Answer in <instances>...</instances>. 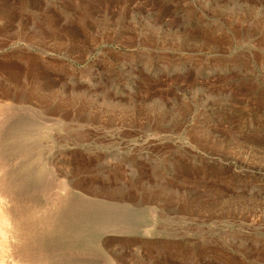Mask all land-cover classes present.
Segmentation results:
<instances>
[{
	"label": "rangeland",
	"instance_id": "1",
	"mask_svg": "<svg viewBox=\"0 0 264 264\" xmlns=\"http://www.w3.org/2000/svg\"><path fill=\"white\" fill-rule=\"evenodd\" d=\"M0 171L28 264H264V0H0Z\"/></svg>",
	"mask_w": 264,
	"mask_h": 264
},
{
	"label": "bare ground",
	"instance_id": "2",
	"mask_svg": "<svg viewBox=\"0 0 264 264\" xmlns=\"http://www.w3.org/2000/svg\"><path fill=\"white\" fill-rule=\"evenodd\" d=\"M6 110H8V109H6ZM5 121H3V123ZM19 121H20V119H19ZM19 123L17 125L21 124V123L20 124ZM7 124H8V122H7ZM8 125L10 126V124H8ZM13 127H15V126H13ZM17 127H19V126H17ZM17 127H15V128H17ZM5 128L7 129V127H5ZM17 129H20V127L17 128ZM20 165H21V163H20ZM23 166L27 167L26 164L22 165V167ZM22 169H24V168H22ZM0 172H2V171H0ZM4 175H3V177H4ZM3 177L1 178V176H0V264H28L30 257L28 256V254L26 252L27 250H26L25 247L31 243L30 241H32V240L34 241V238H33L34 237V235H33L34 233L32 234L33 235V237H32L33 239H30V241L27 239L28 240L27 245H26V243L23 244V245H25V247L24 246L15 247V250H14L13 247H10V246L8 247L7 246L9 243H7L6 240H8L9 237L11 238V236H14L13 233H14V228L16 226L19 227V229L17 230L18 236L21 237V239H22V238H25L23 236H24L25 233L28 232L29 229L33 230V228H37L36 231L39 234V232H41V230H43V228H45V229L47 228V224L45 223V225H44V224H42L41 221H39V220L36 221V219L32 221V225L33 226L31 224H26L25 223L26 220L31 219V217H34V214H36L35 213V204H34L35 201L33 202V200H31L30 198H27L26 196L17 197L13 193V191H11V188L9 187V185L6 184L4 182V180H2ZM7 183H10V182H8V180H7ZM11 187H12V185H11ZM35 200L38 201L36 198H35ZM11 211L14 212V214L12 213V217L10 218ZM57 215L58 214H56V213H52V214L49 213V215H48L49 218L48 219H51V222L54 224L56 221L53 218L56 216V219H57L59 217ZM3 219H4V222H3ZM9 219L11 220V222H9ZM52 219H53V221H52ZM13 223L16 224L15 227H14ZM43 235H45V234H43ZM27 236H29V235H27ZM25 240H26V238H25ZM18 243H20V242L18 241ZM22 243H20V244H22ZM13 244H14V242H13ZM29 247H30V245H29ZM31 259L34 260V258H31ZM33 262L34 261H32V263ZM34 264H35V262H34Z\"/></svg>",
	"mask_w": 264,
	"mask_h": 264
}]
</instances>
